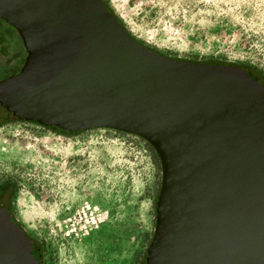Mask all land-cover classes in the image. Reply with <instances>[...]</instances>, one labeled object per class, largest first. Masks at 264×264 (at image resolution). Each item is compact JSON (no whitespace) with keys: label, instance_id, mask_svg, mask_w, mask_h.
Returning <instances> with one entry per match:
<instances>
[{"label":"water","instance_id":"water-1","mask_svg":"<svg viewBox=\"0 0 264 264\" xmlns=\"http://www.w3.org/2000/svg\"><path fill=\"white\" fill-rule=\"evenodd\" d=\"M24 46L0 79L13 117L142 138L160 181L143 264H264V87L238 65L159 53L103 0H0ZM0 204V264H39Z\"/></svg>","mask_w":264,"mask_h":264},{"label":"rangeland","instance_id":"rangeland-1","mask_svg":"<svg viewBox=\"0 0 264 264\" xmlns=\"http://www.w3.org/2000/svg\"><path fill=\"white\" fill-rule=\"evenodd\" d=\"M105 1L132 37L159 53L264 76V0ZM24 57L18 34L0 19V79ZM0 112V186L13 189L20 227L44 239L47 264H142L160 181L149 145L109 128L61 135Z\"/></svg>","mask_w":264,"mask_h":264},{"label":"flooded vegetation","instance_id":"flooded-vegetation-1","mask_svg":"<svg viewBox=\"0 0 264 264\" xmlns=\"http://www.w3.org/2000/svg\"><path fill=\"white\" fill-rule=\"evenodd\" d=\"M238 67L243 68L247 72V74H249L254 80L259 81L264 87V76L263 75H261L259 72H257L255 69H253L249 66L238 65ZM0 108L2 109V112L4 111L6 113V115L3 118H6L8 116H12L9 112H6L3 107L0 106ZM11 192H12V188L10 187V185L9 186L7 185L5 187H0V204L7 205L10 208L11 215H12ZM26 236L29 237V235H27V234H26ZM29 238H31V237H29ZM31 239H33V238H31ZM33 241H34V244H37L38 248H39V253H40V263L39 264H47V260H48L47 254H46L47 248H46V243L44 242V239L40 240V241H36L35 239H33Z\"/></svg>","mask_w":264,"mask_h":264},{"label":"trees","instance_id":"trees-1","mask_svg":"<svg viewBox=\"0 0 264 264\" xmlns=\"http://www.w3.org/2000/svg\"><path fill=\"white\" fill-rule=\"evenodd\" d=\"M104 1V3L107 5V3H106V1L105 0H103ZM107 9H108V11L110 12V13H112L115 17H117L114 13H113V11L110 9V7L107 5ZM117 19H118V17H117ZM118 21L121 23V21L118 19ZM121 25H122V23H121ZM128 33V32H127ZM129 34V33H128ZM130 35V34H129ZM140 42V41H139ZM205 63H215L214 61H204ZM1 116V115H0ZM32 123H36V122H33V121H31ZM36 124H38V123H36ZM45 128H47V129H50L52 132H55V133H57V134H61V135H69V134H74V133H78V132H80V131H66V130H62V129H59V128H57V127H54V126H45ZM148 145V144H147ZM150 147V146H149ZM150 149H151V147H150ZM9 186V184H4V185H2V186H0V187H5V186ZM157 190H158V187H157ZM157 190H156V193H157ZM13 197V189H12V192H11V198ZM155 197H156V195L154 196V198H153V208H154V202H155ZM11 217H12V220L14 221V223L16 224V225H19L18 224V222L16 221V219L14 218V216H13V214L11 215ZM26 233V232H25ZM27 234V233H26ZM28 235V234H27ZM30 237V236H29ZM144 256H145V253H144V255H143V260H142V263L144 262Z\"/></svg>","mask_w":264,"mask_h":264}]
</instances>
